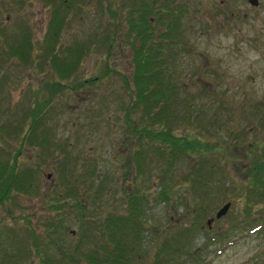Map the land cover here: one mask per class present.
<instances>
[{"label":"rangeland","instance_id":"374dc122","mask_svg":"<svg viewBox=\"0 0 264 264\" xmlns=\"http://www.w3.org/2000/svg\"><path fill=\"white\" fill-rule=\"evenodd\" d=\"M86 1L68 14L60 41L88 38L97 19L107 17L97 8L96 0ZM177 1L188 9L190 22V26L180 31L190 48L178 52L179 60L173 65L178 84L184 81V86L177 88V95L182 100L193 101L191 107L198 109L192 124L183 125L179 121L178 125L182 130L198 131L200 137L210 143L220 141L226 149L217 147L211 151L210 161L214 164L211 169L215 177L220 176V182L226 178L229 181L225 183L224 180L223 185L218 182L224 198L217 196L210 204L206 214L211 217L209 225H201L194 242L200 245L205 240V231L210 237L225 229L227 237H214L205 245L206 250L201 254L203 262L187 261L181 256L177 260L180 264H251L258 234L251 231L250 226L244 230L228 227L242 216L236 187L241 185L238 183L244 167L258 152L254 144L264 137V0H258L257 6L247 0ZM19 3L18 0H0V21L11 30L15 29L16 20H23L36 41L44 30L48 6L44 0H25L16 9ZM231 7L237 8V13L230 18L228 10ZM102 26L108 32L112 29L107 21ZM119 45L120 48L116 47L107 56V64L126 73L130 69V51L121 43ZM98 47L100 51L93 49L85 53L71 77L72 81L102 74L106 67L104 52L102 46ZM31 55L35 58L34 50ZM5 59L4 63L0 62V78L4 76L0 79L1 147L17 140V137L7 135L6 122L21 119V107L26 106L31 94L36 93L39 82L46 77L54 78L49 67L40 62L41 67L31 61ZM101 76L91 85L85 84L79 90L64 91L55 97L54 105L58 106L59 112L55 120L52 119L51 133L57 140L65 138L70 144L67 162L74 164L71 175L67 170L57 173L45 150L23 148L20 154L21 164L37 163L40 166L38 181L47 192L53 190L55 183L64 182L66 176L72 182L71 178L82 181V189L86 187L83 204L96 216L122 211L125 195L134 183L132 174L135 169L130 165V158L136 147L124 130L119 107V103L125 100L122 78L113 71ZM144 153L147 160L141 163L140 179L148 197L145 218L156 235L147 234L145 237L147 250L144 252L147 255L152 244L157 243L154 240L167 231V225L174 226L168 229V235L176 223H185L191 214L186 211L185 203L180 202L183 196L174 201L176 189L183 185L182 174L187 169V158L177 160L179 162L175 163L171 173L154 154ZM149 158L157 163V167L149 162ZM158 184L170 185L172 202L156 200L154 190L158 189ZM94 198L99 204L91 206L90 199L93 202ZM227 200L229 205L225 212L215 217V211ZM72 201L68 200L63 209L55 211L40 196L16 194L11 202L0 205V264H39L31 252V240L26 233L28 225L34 226L40 250L58 256L57 242L62 239L71 241L78 229V206H72L69 203ZM260 206L264 214V203ZM255 211L253 215L258 214ZM59 224L68 225L71 231L60 233ZM145 259H141L143 264Z\"/></svg>","mask_w":264,"mask_h":264},{"label":"trees","instance_id":"16d2710c","mask_svg":"<svg viewBox=\"0 0 264 264\" xmlns=\"http://www.w3.org/2000/svg\"><path fill=\"white\" fill-rule=\"evenodd\" d=\"M24 1L18 0L20 3L16 9ZM44 1L48 14L42 35L36 41L23 20H16L15 29L11 30L0 21V47L3 48V51L0 50L3 54H0V62L4 63L5 58L10 57L24 63L31 61L41 67L40 62L47 65L54 75V78L46 77L39 82L36 93L31 94L26 106L21 107V119L6 122L7 135L15 136L17 140L14 144L0 146V205L11 202L16 194H30L40 196L55 211L63 209L64 203L70 199H73L69 202L72 206H78V229L71 241L61 238L62 241L57 242L58 256L41 251L34 226H27L31 252L39 264H143L141 259L144 257V264H180L177 260L180 256L187 261L203 262L201 254L206 250L205 245L214 237H227L228 232L224 229L207 237L208 232L202 231L206 237L200 245L194 242L195 235L200 232L201 225H209L206 214L213 200L217 196L224 198L218 182L223 185L229 181L226 178V181L220 182V176L215 177L211 169L214 165L210 161L211 151L217 147L226 149L220 141L210 143L200 137L198 131L182 130L178 125L179 121L183 125L192 124L198 113L197 108L191 107L193 101L182 100L177 95V88L184 86V81L178 84L173 68L179 60L178 52L190 48L180 32L190 26L188 9L177 0H96L97 8L107 17L97 19L88 38L62 42L59 37L68 14L81 7L86 0ZM105 21L112 26L110 32L102 26ZM120 43L130 51V69L126 73L107 64V56L116 47L120 48ZM98 46H102L104 52L106 67L102 74L72 81L71 77L75 75L82 57L93 49L100 51ZM33 50L35 58L31 55ZM111 71L119 74L123 82L125 100L119 103V107L125 123L124 130L136 144L130 158V165L136 172L133 170L134 183L125 195L122 211L96 216L83 204L86 187L82 189V181L71 178L72 182L66 176L63 177L64 182L55 183L53 190L47 192L38 181L40 166L37 163L21 164L20 154L23 148L45 150L57 173L67 170V174L71 175L74 164L67 162L70 144L65 138L57 140L51 133L52 119L55 120L59 112L58 106L54 105L55 97L64 91L91 85L101 75ZM39 91L45 94L43 92L41 96ZM254 145L258 152L244 167L238 183L241 185L236 187L242 216L228 229L244 230L250 226L259 237L251 264H264V214L260 209L264 203V137ZM144 152L162 160L171 173L175 163L179 162L177 160L187 158V169L182 174L183 185L176 189L174 201L183 196L180 202L185 203L186 211L191 214L185 223H176L168 235V229L174 226L167 225V231L154 240L157 243L152 244L147 255L144 252L147 250L144 247L145 237L153 236L155 232L151 231L145 218L148 197L140 179L141 163L147 160ZM149 162L157 167L153 159L149 158ZM217 173H220L219 170ZM158 186L154 190L156 200L172 202L170 185ZM96 204L99 201L94 198L92 202L90 199L91 206ZM253 210L258 214L253 215ZM58 226L62 229L60 233L71 231L66 224Z\"/></svg>","mask_w":264,"mask_h":264},{"label":"water","instance_id":"95a60500","mask_svg":"<svg viewBox=\"0 0 264 264\" xmlns=\"http://www.w3.org/2000/svg\"><path fill=\"white\" fill-rule=\"evenodd\" d=\"M250 2L255 3V0H250ZM229 205V201L224 202L223 204H221V206L215 211L214 216L215 217H219L221 214H223L225 212V210L227 209ZM211 220V217H208L206 219V223L209 224V221Z\"/></svg>","mask_w":264,"mask_h":264},{"label":"flooded vegetation","instance_id":"af4514ba","mask_svg":"<svg viewBox=\"0 0 264 264\" xmlns=\"http://www.w3.org/2000/svg\"><path fill=\"white\" fill-rule=\"evenodd\" d=\"M256 2L255 3H252V2H250V0H247V2H249L252 6H257L258 5V0H255ZM237 8H230L229 10H228V16L231 18V16H233V15H235V13H237V10H236ZM242 14L243 15H245L246 14V12H242Z\"/></svg>","mask_w":264,"mask_h":264}]
</instances>
